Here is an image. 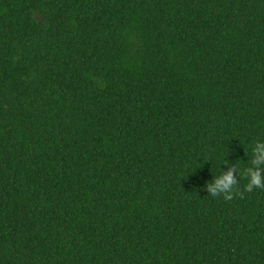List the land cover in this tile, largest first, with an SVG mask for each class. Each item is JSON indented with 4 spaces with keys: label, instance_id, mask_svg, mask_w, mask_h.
<instances>
[{
    "label": "trees",
    "instance_id": "trees-1",
    "mask_svg": "<svg viewBox=\"0 0 264 264\" xmlns=\"http://www.w3.org/2000/svg\"><path fill=\"white\" fill-rule=\"evenodd\" d=\"M258 141L264 0H0V264H264Z\"/></svg>",
    "mask_w": 264,
    "mask_h": 264
},
{
    "label": "clouds",
    "instance_id": "clouds-1",
    "mask_svg": "<svg viewBox=\"0 0 264 264\" xmlns=\"http://www.w3.org/2000/svg\"><path fill=\"white\" fill-rule=\"evenodd\" d=\"M254 157L251 160V165L245 168L241 175L246 179L247 183L244 186V191L252 192L254 189H264V169L259 167L264 163V142H256L253 148ZM236 169L229 167L227 172H222L216 176L211 183L205 185L207 192L212 196H222L224 200H232L237 190ZM243 197V192L238 193Z\"/></svg>",
    "mask_w": 264,
    "mask_h": 264
}]
</instances>
